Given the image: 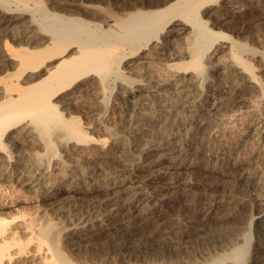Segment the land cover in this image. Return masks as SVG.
<instances>
[{"label": "bare ground", "instance_id": "1", "mask_svg": "<svg viewBox=\"0 0 264 264\" xmlns=\"http://www.w3.org/2000/svg\"><path fill=\"white\" fill-rule=\"evenodd\" d=\"M57 1L0 0V25L17 24L10 26L17 43L0 44V193L12 187L50 194L58 180L65 192L61 223L48 212L0 214V264H83L69 244L117 242L134 228L165 223L176 241L208 221L233 222L239 217L229 215L226 202L248 200L221 196L195 206L193 173L212 175L215 187L230 181L216 176L243 179L238 170L248 165L260 189L257 211L240 240L205 263L246 264L255 239L249 226L264 236V145L256 147L264 139V52L216 30L211 16L264 7V0H131L122 13L93 0ZM98 10L101 19L91 17ZM222 49L224 62L211 61ZM86 104L93 109L88 121L77 111ZM260 107L262 120L234 143L242 114ZM219 134L237 144L236 156L215 160ZM182 200L192 210L186 221L176 216ZM19 217L23 222L13 225ZM254 249L256 264H264L263 238Z\"/></svg>", "mask_w": 264, "mask_h": 264}, {"label": "rangeland", "instance_id": "2", "mask_svg": "<svg viewBox=\"0 0 264 264\" xmlns=\"http://www.w3.org/2000/svg\"><path fill=\"white\" fill-rule=\"evenodd\" d=\"M53 1H57V0H53ZM76 1L78 2L79 0H76ZM76 1L75 0H69V1L68 0L67 1L66 0H62V1L58 0L57 2H62V3H70L71 2L70 4H72L73 2H76ZM80 1H83V2L89 1L86 3H92L94 1L93 3L98 4V5L100 3L102 5V6L101 5L100 6L102 8L104 7L103 9H105L107 7L106 10L108 8L110 9V6H111V9L114 8L113 10H116L115 12L118 11L117 13H122V11H124L123 8H124V5L126 6V3L128 4V2H129V5L131 4V0H126V1L125 0H122V1L121 0H103V1L102 0L101 1L100 0H97V1L96 0H93V1L92 0H80ZM142 1L141 0H134V1L132 0V3L133 2L141 3ZM147 1L148 2L150 1L149 3L153 2V0H146V1L144 0L143 2H147ZM123 3H125V4H123ZM104 4H108L109 6L104 5ZM258 7H260V9H258ZM120 8L122 9V11ZM254 8H256V9H254ZM262 9H264V7L260 6V5H256V7H255V5H253V7L243 6L242 8L240 7L239 9H236L235 12L218 13L220 16L217 14L216 15L217 17L215 15H213V16H211V20L213 22L215 21V22L219 23V25H221V26H219L218 24L215 25L214 28L216 30L222 29L223 31L228 33L230 36L231 35L234 36V39H236V37H237V40H240V41L246 40V43H249V46L252 44L251 45L252 47L258 48L259 49L258 51L263 53L264 52V30H262L261 28L264 29V11L262 12L261 11ZM119 11H121V12H119ZM255 12H256V14H255ZM97 13H99V14H97ZM96 15L98 16L99 19H101V16H100L101 11L100 10L96 11L95 13H92L91 17L92 16L97 17ZM223 17H225V18H223ZM19 20H20V18H19ZM19 20L18 19L14 20V22L15 21L19 22ZM226 20L228 21V23ZM232 20H234V21L232 22ZM6 24L7 23H4V24L1 23V25L3 27L0 25V44H1V46L4 43L5 39H7V38H8V40H11L10 42H12L13 44L17 43L16 37L14 36L15 38H13V35L15 34L13 31L16 30L15 25H17V24L14 25L13 21L11 23H8L10 25L6 26ZM11 25H14V26H11ZM18 25H19V23H18ZM5 26L8 29L10 26L15 27L14 28L15 30L14 29L12 30L11 27L9 30H7V28ZM218 26H219V28H218ZM4 27H5V29H4ZM177 42H178V40H177ZM220 43H222V42H220ZM216 45L220 46V44H216ZM1 46H0V50H1ZM213 51H215V50H213ZM216 51L217 52L214 54V57H211V61L216 62L218 60L220 61V59H221V62H224V56L223 55L227 54V52H226L227 50L222 49V50H216ZM258 58H260V57H258ZM258 58L256 57L254 59V62L257 66L261 63L260 59H258ZM1 63H2V61L0 62V64ZM223 94H225V93L223 92ZM89 105L90 104H88V107H87V104L81 105V106H79V108H77V111H79L83 120L87 119L86 121L91 120L93 117L92 116L93 115L92 114L93 109ZM262 109L263 108L260 107L259 110L257 109V111H256V109H255V110H253V112H250L249 114H246V112H245L244 114H242V117L239 114L238 117H241L240 122L238 123L239 126L237 125V128L238 127L239 128L237 130H235L232 134H234V135L237 134L240 136H238V138H237V135H235L236 138L234 135L232 136L235 138L234 143H237L238 140L241 141L242 134H240V133L242 131L245 132L247 130L246 128H248V125L251 122L259 121L260 115H258L259 113H257V112H260V110H262ZM121 115H123V114H121ZM126 116L127 115L124 114L120 118H122L124 120V118ZM86 117H88V118H86ZM126 118H128V117H126ZM114 119H116V121L120 120L119 116H118V118H112V120H114ZM260 120H262V118ZM112 122H115V120ZM226 134L229 135L230 133H226ZM263 137H264V135L261 138H263ZM214 141H216V143L214 144V150L216 151L215 152V154H216L215 160L216 159L217 160L224 159L227 155H228V157H230L231 155L234 157V154H235V156L237 155L236 154L237 150H235L236 148H234V147H235V145H237L239 143V141L237 144H233L232 142H228V144H227V142L224 143V141L222 140V135H220V134L218 137L214 138ZM259 141H260V143H261V141L264 142V139L263 140L260 139ZM259 141L257 140L256 143H259ZM220 142H222V143H220ZM219 143H220V146H219ZM260 143L258 144L259 146L256 144V147H261L264 145V143H261V144ZM231 144L233 145V147H231ZM228 145H230V146H228ZM215 147H217V148L215 149ZM229 147H231V148L228 149ZM252 147H255V144H253ZM217 149L219 151H217ZM232 150H234V151H232ZM225 151H227V153ZM219 152H220V154H219ZM224 152H225V154H224ZM228 153L230 154V156ZM197 159L200 160L201 157H197ZM260 165H261V168H263V164H259V166ZM243 167H245V166H243ZM246 168L249 170L246 171ZM241 169H242V171L238 170V172L243 173V171H244V172H246L245 175H248V176L244 175L243 179L242 178L236 179L235 177L233 178L232 175H230L229 177L228 176L227 177L226 176H221V177L216 176V177H218L217 179H219L220 181L223 180L222 182H224L225 180H230V181H227V183L225 182V184H223L224 186L223 185H216L215 187L209 186V184H211L210 182H212L213 178H214V177H212V175H210L206 172H202V170H200V169H196L195 172L198 171L197 172L198 174L193 173V176H194L195 182L197 181V183L190 189L192 192V195L195 197L194 205L199 206V207L206 204V203L214 201L221 196H224V198L227 197V198H232L234 200H240V201H243V200L247 201L248 200L249 203L245 206H242L241 204H237V203L235 205V202H233L232 200H229L230 202L229 201L226 202V204L228 203L226 206H228V208H229V206L231 207V208H229L230 209V212H228V213H230L229 215H231V213H232V215L234 214V215H237V217H239V218H237L238 222L240 221L239 225H237L238 223H237L236 218H235L236 221L235 220H233V222L227 221L229 226L231 225V223H233L232 225H234V227H235V229L233 228L234 232H231L233 229H231V227H228L227 222H224L225 224L224 223L222 224V223H219L218 221L216 222V220H215V222L213 220H211V221H208L209 225L207 222L202 227L203 229H198V231H195V232H186L185 233L186 235L184 237L182 236L180 238H176V241H174V239L172 237L167 235L166 232L168 231V228L170 227V225H169V223H165L163 225L161 224V226H159V227H156V228L154 227L155 229L152 226H149L148 227V229L150 228L149 230L141 229V228H134L132 230H129V232H125L126 234L125 233L121 234V236H119V238H117V242L119 241L118 243L115 241L111 242L109 240H105L106 243L108 242V244H106V243L101 244L99 241H102V242H104V241L99 240L96 245H92L94 247L96 246V248L91 247V246H87L89 249L91 248L90 250H87L88 248L86 247V245L84 246L83 244H77V248H75V246L72 247L71 244H69V246L68 247L66 246V247L68 250L71 249L72 252L70 250L69 251L71 253H73L72 257L73 256L74 257L76 256L77 258L80 257L78 259L75 257L76 258L75 261H78L80 259L78 261V263H83V264H205L206 262L212 260V258L215 255H217L218 253H222V252L228 250L227 248L229 246H231L233 243H235V241L240 240V238L243 236V233L245 232V229L246 230L248 229L247 228L248 223H246L247 219L250 218L251 214H255L257 211V204L254 201V198L257 195L258 191H260V189H257V186L259 187V185L256 184L255 181L254 182L251 181V177H249V174L251 173V170H252V166L246 165L245 168H241ZM243 169H245V170H243ZM199 172H200V174H199ZM238 172L236 171L235 173L237 174ZM248 172H250V173L248 174ZM188 175L189 174H187V176ZM249 178H250V180H249ZM198 179H200L199 182H198ZM59 181H60V183H59ZM2 182L5 183V184L3 183V188L9 185L6 181H1V183ZM57 183L58 184H55L56 186L54 185V187H53L54 189H52V191L50 193L51 195L49 194L50 191L47 192V190H40L39 191L40 193H38V191L35 193L33 190H30V191L26 190V189L16 190V189H14L12 187L10 188V186H8V189L10 188L11 191L10 190L7 191V188H6V190L4 189L2 191V193H0V214L3 213L4 215L6 214L7 217H8V215L11 217V215H17V214L20 215L22 212H25L27 215L26 216V218H27L31 214L33 216H37L39 214L38 216L42 217L45 215L44 214L45 212L46 213L48 212V214H50V216L52 217L53 221L61 223L59 207H61L60 202L63 200L62 197L65 196V192L63 190L62 181L58 180ZM53 193L56 195V197L52 196ZM47 194H49V195H47ZM99 195L100 196H98V198L102 196L101 194H99ZM58 200H60V201H58ZM231 202H233L234 204ZM232 204H233V206H232ZM179 205L180 206L177 207L176 216L178 218H180L182 221H186L188 219V217L192 215L191 214L192 210L188 206H186V201H184V200H182ZM19 211H22V212L20 213ZM227 211H229V210H227ZM27 213L28 214L30 213V214L28 215ZM20 218L21 217H19V219H16L14 221L13 225H15L16 223H18V224L22 223L23 218H21V219ZM255 222H257V221H255ZM60 223H58V224L61 225ZM226 224H227V226H226ZM222 225H224L225 227ZM236 225H237V227H236ZM238 226H239V229H238ZM226 227H227V229H226ZM254 227H255L254 224L252 226H249L250 230L253 232V234H255V239L253 240L254 245L252 243V246L250 247V250L248 253V258L246 259V264H256V262H255L256 260L253 259V257H255V254H254L255 251L254 252H252V251L255 250L254 246H255V244H257L259 242V240L261 241V239L263 238V241H264L263 234L261 235V232H258L257 230H255ZM151 228H153L154 230H152ZM236 228L238 231L236 230ZM226 230H229L230 232L226 231ZM235 230H236V232H235ZM258 235H260V237H258ZM63 241H64V245H66L65 242H68V240H65V239ZM112 243H116V245L112 244ZM80 245H83V246L80 247ZM83 247H85V248H83ZM172 251H174V253ZM74 257H73V259H74Z\"/></svg>", "mask_w": 264, "mask_h": 264}]
</instances>
